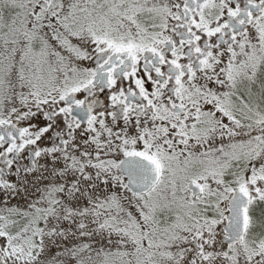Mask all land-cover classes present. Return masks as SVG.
Returning <instances> with one entry per match:
<instances>
[{
	"label": "snow or ice",
	"instance_id": "obj_1",
	"mask_svg": "<svg viewBox=\"0 0 264 264\" xmlns=\"http://www.w3.org/2000/svg\"><path fill=\"white\" fill-rule=\"evenodd\" d=\"M0 264H264V0H0Z\"/></svg>",
	"mask_w": 264,
	"mask_h": 264
}]
</instances>
